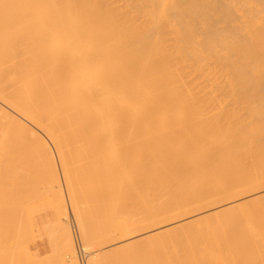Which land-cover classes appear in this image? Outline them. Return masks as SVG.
Returning a JSON list of instances; mask_svg holds the SVG:
<instances>
[{
    "label": "bare ground",
    "instance_id": "obj_1",
    "mask_svg": "<svg viewBox=\"0 0 264 264\" xmlns=\"http://www.w3.org/2000/svg\"><path fill=\"white\" fill-rule=\"evenodd\" d=\"M20 179L56 215L55 264H79L61 217L111 240L264 188V0H0V183ZM261 200L193 219L180 251L90 264H264ZM25 242L14 264H42Z\"/></svg>",
    "mask_w": 264,
    "mask_h": 264
},
{
    "label": "rangeland",
    "instance_id": "obj_2",
    "mask_svg": "<svg viewBox=\"0 0 264 264\" xmlns=\"http://www.w3.org/2000/svg\"><path fill=\"white\" fill-rule=\"evenodd\" d=\"M221 25L222 24H220L219 27H222ZM236 107L237 106H235L234 108ZM51 146L55 156H57L56 149L53 147V145ZM57 164H58V169H60L59 162ZM29 168H28L29 173L31 172V170L33 171L31 172L32 179L34 178L36 179L37 176L38 177L37 179L39 180L40 177V183L36 182V185L39 184V186L45 188L44 186L45 183L44 181H42L43 177L40 175L42 173L41 171L42 168L39 166L38 167L35 166L34 169L32 167H31L32 169ZM33 176L35 177L33 178ZM20 181L21 179L17 181L13 180V183L16 184L17 182L19 183ZM61 181L63 180L61 179ZM25 183L21 184L20 182L19 186H16L17 189L18 187L21 186V188H19L18 191L14 190L15 188L14 184H13L14 186H11L12 184L9 183H4V182L3 184L0 183V248H1L0 264H14L15 260L16 261L19 260L22 257L20 253L19 243L20 245H23V242H25V239L27 237H28L26 239L27 241L24 243V245L28 246V254L30 256L32 255L31 258L34 259L33 260L34 262H39L41 259L44 261L42 264H55L56 261L58 260V256H60V254L61 255L64 254L59 247V243L56 242L57 241L55 239L56 235H54L55 226L53 224H54V220L56 219V215L53 209L50 207L48 199L45 198L39 200V199H34V197L33 198L29 197V194L26 195V193H28L29 191L26 192V190L24 189V187H26ZM30 183L29 184L27 183V185H30ZM205 196L206 198L212 197L211 195H205ZM262 197H264V188L257 189L253 193H248L241 197L231 198L228 200L227 199L225 200L224 198L219 196L218 198L216 197L215 199L216 201L213 205H209L202 208L193 207L190 210V212L187 213L184 217L181 218L172 217L168 220L161 221L160 223L157 224L154 223L148 224L146 225V227L139 229L135 232L134 231L132 232L130 230L128 231L127 228L124 226H117L115 227V229L119 232L125 233L126 236L125 235L123 237L116 236L111 240H107L106 238H104L101 241V238L96 237L93 233L92 235L89 232L88 228H87L86 238L84 240L83 237L81 236L80 230L76 226L73 218H71L70 216H68L67 218L61 217L62 218L61 225L70 230V234L73 239L75 250H76V243L74 239L73 229L76 230V234L80 240L81 247L85 252L86 250L87 252H89L87 254L85 253L87 264L88 262L90 264L91 258L93 259V257H95L93 260H97L101 256L103 251L109 253L110 251H116L115 249L119 248L122 244L128 242L134 244L133 249H135L136 253H138L139 256L138 260L141 261L149 256H157L160 253L163 254L164 252L180 251L183 248V246L187 243V240L193 239V237H188V236L193 235L194 231H196V229L199 228L196 225L189 224L193 219H197L200 217L207 218L206 221L199 226L208 225L211 227H216L217 224L221 222L223 218L227 217L226 215L220 213V210H222V208L224 209L228 206L230 207L231 205H233V203L245 205L252 200ZM213 198L214 197H212V199ZM261 203L264 204V200H261ZM137 208L140 209L139 207ZM90 212L92 214H95L94 209H91ZM27 226H30L31 229L28 227L26 233ZM52 228L54 229L52 230ZM102 228L104 229L103 226ZM45 231L47 233H45ZM52 232L53 234H51ZM26 234H28V236ZM55 234H56V230H55ZM52 235L55 237L53 239L56 241L52 239ZM12 243L14 244L12 245ZM1 246H4V248H2ZM95 247L98 250H96ZM56 250L57 251L59 250V252L57 253ZM90 252L91 254H93V256L90 255L91 257L89 256ZM76 257H77L76 258L77 262L79 263L77 252H76ZM23 259L21 258L20 261L21 263ZM41 262L39 263L41 264ZM121 262L122 260H120L119 263L115 262L113 264H117V263L120 264ZM23 263H26V260ZM152 263L153 262L151 261L146 264H152ZM161 263L164 264L163 261H160V263L154 262L153 264H161ZM165 264L168 263L165 262ZM217 264H238V262L232 263L230 261H225L224 259L218 257Z\"/></svg>",
    "mask_w": 264,
    "mask_h": 264
},
{
    "label": "built area",
    "instance_id": "obj_3",
    "mask_svg": "<svg viewBox=\"0 0 264 264\" xmlns=\"http://www.w3.org/2000/svg\"><path fill=\"white\" fill-rule=\"evenodd\" d=\"M73 230H74V239L76 243V252H77L78 259H79V264H87L86 254L80 245V240L76 234V230L75 229Z\"/></svg>",
    "mask_w": 264,
    "mask_h": 264
}]
</instances>
